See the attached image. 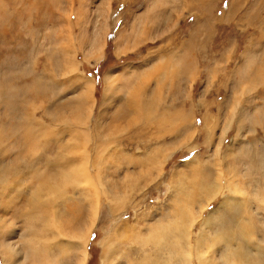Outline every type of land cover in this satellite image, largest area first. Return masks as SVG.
Returning <instances> with one entry per match:
<instances>
[{"label":"rangeland","instance_id":"obj_1","mask_svg":"<svg viewBox=\"0 0 264 264\" xmlns=\"http://www.w3.org/2000/svg\"><path fill=\"white\" fill-rule=\"evenodd\" d=\"M0 99L7 114L17 107L43 119L45 126L35 128L38 144L48 131L54 149V133L64 134V190L57 192H64L57 214L64 250L52 254L51 264L81 262L83 247L72 243L83 241L96 202L84 264H101L100 241L113 232L111 263L137 261L129 253L143 250L187 194L192 236L211 219L205 256L226 264L220 246L209 254L206 240L221 237L216 224L231 198L232 229L241 223L248 237L242 263L264 264V0H0ZM85 124L92 134L86 145ZM97 132L95 158L107 160L102 182L108 193L126 197L113 212L93 173L90 185L72 171ZM20 146L21 158L28 154ZM229 175L232 192L224 188ZM10 205L6 214L0 208L2 219L27 209ZM124 221L133 226L128 236L119 227ZM13 222L0 246L8 256L17 243L8 261L27 264L18 249L23 226ZM8 261L0 252V264Z\"/></svg>","mask_w":264,"mask_h":264},{"label":"bare ground","instance_id":"obj_2","mask_svg":"<svg viewBox=\"0 0 264 264\" xmlns=\"http://www.w3.org/2000/svg\"><path fill=\"white\" fill-rule=\"evenodd\" d=\"M70 60L71 62L69 61V63H71V65H69V69L73 71L75 70L74 67L76 66V62L73 58ZM87 84V90L90 92L91 86L93 85L89 79H87ZM1 103L0 208H2L1 211L7 213V207L11 206L10 204L13 202L16 203L17 206L19 204L20 208L25 206L27 209H14V213L11 215L12 217L6 219H2L0 216V242L3 243L1 239L5 240L10 234V231L15 229L16 225L13 220L18 219L21 222V227L23 226V231H20L19 234L17 233V236L20 238L18 249L22 252H19L20 257L23 255V259L27 264H51L50 257L52 254L55 251L63 252L64 250V246L62 245L64 224L60 219L61 215H57L60 204L62 208L64 202V192L57 193L60 190H64L62 182L64 179V134L54 133V141H56L54 149L53 147L55 144H53V147L47 145L51 136L48 131L46 132L45 138L41 140L40 144H38L35 136L40 131L39 128L45 126L43 119L41 117H36L33 112L26 113L24 110L18 111L17 107L15 108L18 113L10 112V114H7L6 111L3 112L2 110L3 101H1ZM139 105L141 108L140 111H144L141 107L143 104L140 103ZM149 108L148 105H144L145 110H148ZM6 109L8 108H5V110ZM232 112L234 113V111ZM88 118L89 116L86 117V122H88ZM4 124L10 129V131H7L5 134V129H3ZM36 127H39L37 128V131L35 130ZM88 128L89 126L85 124L81 130L84 145L90 141V135H92L90 130H87ZM93 128L95 129L96 126L93 125ZM100 137V134L97 132L95 134L96 139L94 138L92 139V142H90L92 147L89 150H83L82 154L84 157L78 170L74 168L72 171L74 178L79 179V174L88 184L92 182V178L95 176V182L97 181L96 183L100 187L99 190L104 195V201H107V205L113 212L114 207H121L124 205L126 197L125 195H112L111 193H108L105 183L102 182L101 175H103L102 170H104L102 168L106 165L107 160L98 161L95 158V155L101 146V143L99 142L100 140H98ZM20 145L26 147V153L28 154L21 158V151L15 150L20 149ZM37 150H39V153L43 150V154H39L34 158L36 155H34V152L36 153ZM54 151H57L58 154L56 160L53 162L49 159V156ZM91 154H93L94 157H91ZM94 158L95 161H93ZM154 162L155 160L152 159L151 163ZM27 173L30 175H27ZM92 173L94 176H92ZM221 173V175H223V172ZM56 175L57 178L54 180L53 178L54 176L56 177ZM21 184L26 186L24 187L25 190L22 186H19ZM234 184L235 179H232V175L227 176L224 183L225 190L227 192H232ZM93 185L94 182L92 187ZM74 187L76 186L74 185ZM207 188L210 190V195H213L216 192V190H212V187L209 185H207ZM210 195L208 197H210ZM185 196L182 199L181 204L178 206L175 204L174 206L176 207L172 205L173 210L171 214H169V222L161 223L163 225L155 228L148 241L142 244L143 250H136L135 252L133 251L129 253L132 256L134 254L135 258L138 257V260L131 262V264H215L218 257L216 258L213 254H211V256H205V251L201 250L204 238H208L209 236V234H207L209 233L207 229L212 225L210 221L211 219H207L204 222V227H200L198 236L193 237L191 232L192 226L190 223L193 218V213L189 208L190 206L186 203L188 202V194L186 197ZM62 198L63 200L61 201ZM97 203L98 202L92 207V215L88 221L83 241L72 243L83 247L81 254L82 260L79 264L85 263V255L87 252L84 246L86 242H88L87 240L89 239L95 224L94 220L97 217ZM189 205H194V200H191ZM224 206L223 212L218 218L216 224V229H220L222 235L220 238L218 237V240L211 239L210 242H208V239L206 240L207 243H205L208 247L207 252L210 254V249L214 247V245H218L221 248V252L218 256L224 258L226 264H243L242 262L247 260L246 256L241 251V248L246 250L245 240H248V237L245 234L246 227L244 226L242 228L241 223H238L236 225V231H234L232 227L234 226L236 212L231 205V198L225 199ZM209 216L210 215H208V217ZM12 226L14 227L12 228ZM119 227H123L127 236L129 235L128 232H133V226L131 224L129 225L127 221H124ZM118 230L120 231L119 228ZM228 230H233L234 234L227 235L225 232ZM191 236L194 239L193 243ZM116 238H118V236L113 232V236L105 237L100 241L102 248L101 264H120V260L118 259L111 263V260L116 258ZM69 244L70 242L67 241L66 245ZM11 246L12 253L8 254V256L5 249L0 246V252L7 261L10 255L15 256L18 252L15 248L17 243ZM138 251L141 253L140 257L136 255H140ZM243 256L245 257V261H242ZM20 257L18 259H20ZM14 263H16V261ZM8 264H10L9 261Z\"/></svg>","mask_w":264,"mask_h":264}]
</instances>
